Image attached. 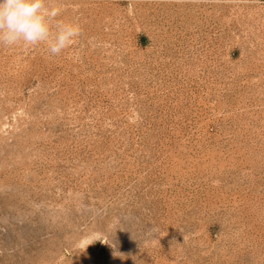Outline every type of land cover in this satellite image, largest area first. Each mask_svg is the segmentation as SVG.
<instances>
[{"label": "rangeland", "instance_id": "obj_1", "mask_svg": "<svg viewBox=\"0 0 264 264\" xmlns=\"http://www.w3.org/2000/svg\"><path fill=\"white\" fill-rule=\"evenodd\" d=\"M81 35L0 46V264H264V0H48Z\"/></svg>", "mask_w": 264, "mask_h": 264}, {"label": "clouds", "instance_id": "obj_2", "mask_svg": "<svg viewBox=\"0 0 264 264\" xmlns=\"http://www.w3.org/2000/svg\"><path fill=\"white\" fill-rule=\"evenodd\" d=\"M48 0H0V46L44 45L58 56L81 35L78 24L58 20Z\"/></svg>", "mask_w": 264, "mask_h": 264}]
</instances>
